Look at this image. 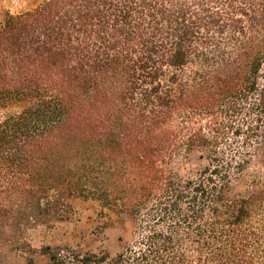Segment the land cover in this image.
<instances>
[{"label":"trees","instance_id":"1","mask_svg":"<svg viewBox=\"0 0 264 264\" xmlns=\"http://www.w3.org/2000/svg\"><path fill=\"white\" fill-rule=\"evenodd\" d=\"M0 264L74 199L136 219L120 253L47 264H264V0H44L0 21ZM205 162L181 179L176 163Z\"/></svg>","mask_w":264,"mask_h":264},{"label":"rangeland","instance_id":"2","mask_svg":"<svg viewBox=\"0 0 264 264\" xmlns=\"http://www.w3.org/2000/svg\"><path fill=\"white\" fill-rule=\"evenodd\" d=\"M44 0H0V21L7 15H16L35 8ZM20 105L0 109L1 114L17 112ZM205 162L197 152H191L176 163L181 179L196 177ZM230 187L235 194L248 196L264 190V145L253 155L248 167L231 177ZM74 213L70 220L52 225H40L25 233V238L36 251L35 264H47V257L40 254L43 247H73L82 253L114 256L135 239L136 219L125 213L102 208L97 202L86 199L72 201Z\"/></svg>","mask_w":264,"mask_h":264}]
</instances>
